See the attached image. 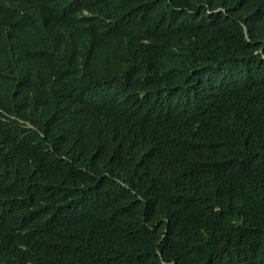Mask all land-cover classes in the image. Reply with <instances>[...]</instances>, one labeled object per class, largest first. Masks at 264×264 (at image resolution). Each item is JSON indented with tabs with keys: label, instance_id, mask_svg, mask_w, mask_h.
I'll list each match as a JSON object with an SVG mask.
<instances>
[{
	"label": "trees",
	"instance_id": "trees-1",
	"mask_svg": "<svg viewBox=\"0 0 264 264\" xmlns=\"http://www.w3.org/2000/svg\"><path fill=\"white\" fill-rule=\"evenodd\" d=\"M0 264H264V0H0Z\"/></svg>",
	"mask_w": 264,
	"mask_h": 264
}]
</instances>
